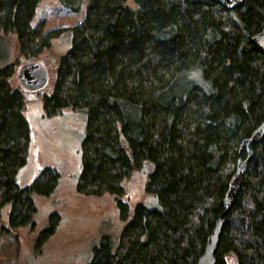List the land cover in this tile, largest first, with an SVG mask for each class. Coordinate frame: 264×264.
<instances>
[{
    "label": "trees",
    "instance_id": "obj_1",
    "mask_svg": "<svg viewBox=\"0 0 264 264\" xmlns=\"http://www.w3.org/2000/svg\"><path fill=\"white\" fill-rule=\"evenodd\" d=\"M41 0H0V211L34 224L35 195H50L60 174L43 167L19 185L27 163L30 99L44 114L71 108L86 115L78 191L112 194L125 225L106 236L86 264H197L219 217L225 219L216 264H264V137L252 145L232 207L224 197L241 143L264 120V52L252 37L264 27V0L227 8L216 0H89L71 28L45 92L15 83L3 35L18 37L22 58L52 50L62 31L32 24ZM80 11L84 0H59ZM132 3V4H131ZM65 30V29H64ZM150 160L146 190L158 205L126 198L122 180Z\"/></svg>",
    "mask_w": 264,
    "mask_h": 264
},
{
    "label": "rangeland",
    "instance_id": "obj_2",
    "mask_svg": "<svg viewBox=\"0 0 264 264\" xmlns=\"http://www.w3.org/2000/svg\"><path fill=\"white\" fill-rule=\"evenodd\" d=\"M88 2L83 1L80 11L66 8L59 0L38 3L32 24L44 21L45 32L52 29L62 31L53 39L51 52L34 60L22 58L16 33L3 35L8 61L17 65L15 83H19L23 90L36 93L52 87L55 62L60 54L72 47L71 28L84 18ZM31 62H39L48 69L44 87L35 91L29 90L19 78L23 66ZM25 115L31 128V143L27 163L17 174L19 185H31L46 166L56 168L60 177L50 195L34 196L37 207L34 224L13 228L11 205L1 209L0 264H86L93 259L95 247L104 237L118 239L125 225L112 194L86 195L78 191L86 115L71 108L46 115L41 101L34 99L27 103ZM152 170L153 164L147 160L122 180L124 198L132 208L140 202L151 207L158 205L157 197L146 190Z\"/></svg>",
    "mask_w": 264,
    "mask_h": 264
},
{
    "label": "water",
    "instance_id": "obj_3",
    "mask_svg": "<svg viewBox=\"0 0 264 264\" xmlns=\"http://www.w3.org/2000/svg\"><path fill=\"white\" fill-rule=\"evenodd\" d=\"M227 8H235L241 5L242 0H216ZM252 42L264 52V27L260 32L252 37ZM19 78L29 90L35 91L44 87L48 78V69L39 62H31L23 66L19 72ZM264 137V120L252 132L251 136L244 139L241 143L240 151L246 150V159H239L236 171L232 176L228 190L224 197L225 211H228L233 203L237 192L239 191L244 176L247 172L249 161L254 155L252 145L259 142ZM225 219L221 216L217 219L212 233L208 237V243L204 253L199 257L197 264H216V252L223 233Z\"/></svg>",
    "mask_w": 264,
    "mask_h": 264
}]
</instances>
